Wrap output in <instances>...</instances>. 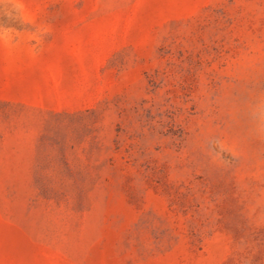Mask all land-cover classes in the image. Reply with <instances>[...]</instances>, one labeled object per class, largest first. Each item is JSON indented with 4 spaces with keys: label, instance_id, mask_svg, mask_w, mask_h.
I'll return each mask as SVG.
<instances>
[{
    "label": "rangeland",
    "instance_id": "374dc122",
    "mask_svg": "<svg viewBox=\"0 0 264 264\" xmlns=\"http://www.w3.org/2000/svg\"><path fill=\"white\" fill-rule=\"evenodd\" d=\"M0 264H264V0H0Z\"/></svg>",
    "mask_w": 264,
    "mask_h": 264
}]
</instances>
